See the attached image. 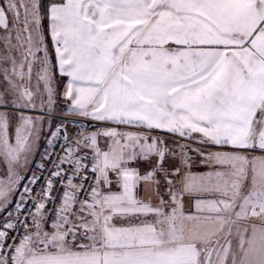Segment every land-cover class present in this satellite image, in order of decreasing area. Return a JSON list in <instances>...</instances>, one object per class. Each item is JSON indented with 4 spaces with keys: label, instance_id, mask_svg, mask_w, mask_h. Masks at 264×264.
Segmentation results:
<instances>
[{
    "label": "snow or ice",
    "instance_id": "obj_1",
    "mask_svg": "<svg viewBox=\"0 0 264 264\" xmlns=\"http://www.w3.org/2000/svg\"><path fill=\"white\" fill-rule=\"evenodd\" d=\"M0 264H264V0H0Z\"/></svg>",
    "mask_w": 264,
    "mask_h": 264
},
{
    "label": "rangeland",
    "instance_id": "obj_2",
    "mask_svg": "<svg viewBox=\"0 0 264 264\" xmlns=\"http://www.w3.org/2000/svg\"><path fill=\"white\" fill-rule=\"evenodd\" d=\"M44 147H45V145H44V142L42 141L41 142L40 149L38 150V152L36 154V157H35L36 162H38V160L40 161V159H41L40 156L43 153ZM39 157H40V159H39ZM193 169H195V171H197V172H203V171L206 170V169L201 168L199 166L193 167ZM32 172H36V174H37V169L35 168L34 164L30 167L28 174L30 175ZM24 182L27 183V180H25ZM21 191H22V189H21Z\"/></svg>",
    "mask_w": 264,
    "mask_h": 264
},
{
    "label": "built area",
    "instance_id": "obj_3",
    "mask_svg": "<svg viewBox=\"0 0 264 264\" xmlns=\"http://www.w3.org/2000/svg\"><path fill=\"white\" fill-rule=\"evenodd\" d=\"M58 150V149H57ZM39 171L37 170V175H39ZM40 184H43V179H41ZM39 187V185H37V188ZM185 203H188V198L185 200ZM51 206V205H50Z\"/></svg>",
    "mask_w": 264,
    "mask_h": 264
},
{
    "label": "crops",
    "instance_id": "obj_4",
    "mask_svg": "<svg viewBox=\"0 0 264 264\" xmlns=\"http://www.w3.org/2000/svg\"><path fill=\"white\" fill-rule=\"evenodd\" d=\"M41 157V156H40ZM40 157H39V159H40ZM38 162H39V160H38ZM192 171L193 172H197V171H195V169H192ZM25 183V182H24ZM187 199V197L185 198V200Z\"/></svg>",
    "mask_w": 264,
    "mask_h": 264
}]
</instances>
